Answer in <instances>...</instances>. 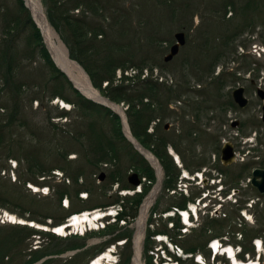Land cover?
I'll return each instance as SVG.
<instances>
[{
    "label": "rangeland",
    "instance_id": "obj_1",
    "mask_svg": "<svg viewBox=\"0 0 264 264\" xmlns=\"http://www.w3.org/2000/svg\"><path fill=\"white\" fill-rule=\"evenodd\" d=\"M41 2L47 19L51 24L48 13L50 11L49 7L52 6V4L49 0L47 2L46 0H41ZM213 2L214 0H106L104 6H108V9L106 12H103V14L108 16V21L120 18L121 21L127 20L130 22V49L136 54L137 59H140L147 54H151L150 59L155 61V63L150 61V63H147L145 67H148L149 71L154 69L156 78L161 81L162 77V82L174 90L173 99L170 100L167 106L165 105L166 100L164 98H160L159 101H156V104L158 105L156 106L158 108L156 113L160 114L156 119L159 123L158 126L162 127L165 124H169L170 127L168 130V136L170 138H173V134L179 131L182 135L189 133L188 136L190 139L185 141L183 145L179 144L178 141H176L175 144L186 154V159L188 158V155L192 153L199 156L205 155L204 159H206L202 169L204 170V168H206L202 182H199L200 180L198 179V181H194L192 173L190 174V180H183V182L188 186V192L190 194L192 192V194H195L196 196L199 195V198L196 200L198 217H193V226L188 227L187 232L181 231V235H178V232L174 228H171L172 223L170 219H166V214L160 210L155 217L156 221L154 222V228H157L156 231L164 229L166 231L163 233L165 238V234L169 235V239L171 238V235L174 237L176 236L177 243L181 247L188 246V243L194 240L196 243L201 244L207 253L209 251V241L206 245L205 241L207 237L200 235V228L205 225L206 221H208L204 214L209 205V208H213L210 216H225V209H230L232 214L235 215L231 216L229 220L220 219L221 226H224L227 231L222 238L224 242H226L225 244H234V240L237 241V239L240 238V233H237L238 236L235 238V235L232 232L233 230L240 229L245 226L248 228L264 226V223L258 225L256 217L253 214L257 208L255 207L253 210V207L248 204L249 202H252V198H255L257 202H261L260 207H263L264 199L259 200L254 196L251 197V193L245 191L246 183L248 182L247 179L242 181V184L239 186L241 190L239 191H233L230 189V184L227 183L229 177L225 174L222 177L224 183L223 189H221L222 187L219 183H217V180L213 183L214 179H211L217 174L221 165L219 160L221 153L218 154L217 147L219 144L217 146L218 142L216 141H218L219 134H222V118H224L225 123H227V128L223 127V130L225 131L224 135H222L223 139L226 138L227 140H231L232 136L238 132L237 128H230L231 121L234 119L244 120L246 127H252L248 130V133L254 134L257 132L259 136L264 137V124L261 120L262 100L257 96L255 87L253 86L250 88V92L247 94L250 99V104L243 110L228 109L227 113H219L217 109L214 110V106L213 109L211 108V110L208 111L209 113L202 112V120L197 121L195 116L197 109L194 104V101L203 100L204 102L213 105L216 102L217 96L220 98L222 96L221 99L225 101V97L231 94L234 88L240 85H249L250 78L256 81L255 85L262 86L264 88V54L259 57V55H253L250 53L254 44L257 45V48H264V0H260V6H258L260 8V18L255 19V24L253 23L251 27L249 24L244 25L246 20L243 19V16H237V18L232 21L223 20L219 16L217 17L216 15H219L216 14L217 6H212ZM19 6V0H0V57L6 55L5 57L8 59L11 53L14 54L15 52L17 55L15 62L18 64L19 80L24 83L38 85V88L41 90L42 88L44 89V58L39 52V47L36 46L31 49L29 45V42L34 40L30 37L32 29L30 24L27 22V14L24 12L19 13ZM27 9L32 20L40 30V27L35 21L31 10L28 7ZM82 11L83 9L80 7L79 9H74L73 13L79 15ZM247 14L254 16L258 13L249 9ZM17 16H19L18 26L14 22V18H17ZM229 16H231V12L228 13L227 17ZM211 23L216 25L209 27L208 25ZM15 26L17 27L15 28ZM9 27H11V29ZM13 27L15 29H13ZM52 27L59 35L60 40L65 47L69 49L63 39L66 35L60 33L53 25ZM230 28H239V32L230 43V47L227 49H225V46L223 47V49L227 51L224 52L225 57L218 63L213 74H210L208 77L203 79V81H200L199 76L196 75L197 73H195L193 69L194 66L200 63L199 60L202 54H205L204 47L206 46L204 45V42L206 37L209 36V34L212 35L215 33L217 36L212 45L214 48L218 49L223 45L221 43L222 40L217 41V38L219 39L220 36L223 35L225 29ZM177 31L186 32L187 42L181 48L179 54L171 62H164V56L169 52L170 46L176 41L174 34ZM41 35L42 43L44 44V35L42 33ZM150 36L155 37L154 41L156 42L158 40L161 41V43H156L153 49H151V53L147 51L148 49L146 46L147 38H150ZM6 50L9 53H6ZM128 51L129 49L125 47L120 52L126 57V55H128ZM7 59H4L3 62H1L0 67H5ZM258 69L260 72H258ZM3 71L4 68L2 69V72ZM223 72H229L230 75L229 77L225 75L228 77L226 78L228 83L221 91L216 89L215 83L208 85V82H212L213 79L222 75ZM41 76H43L42 79ZM237 76L241 77V79H238L236 82H232L231 78L236 79ZM35 87L36 86H34V88ZM41 94L44 95L43 92ZM177 94L181 95L179 99L174 98ZM31 96L32 94H26L23 97L21 113L22 116L25 115V118H27L28 126L19 128L16 135L18 140L15 142V148L17 143H21L24 147L23 152H25V154H31L33 159L42 162L44 159H47L52 164H56L58 158L53 155L55 150L52 147L53 145L50 143L55 142V139L52 135L48 138L46 134L42 133V128H44V131H47V117L49 115L52 116V120L54 122L59 123V129H61L62 124L66 121V118L58 117V113H60V111L57 109V104L54 103V101L49 102L48 98H46L45 107L44 103L41 107L40 100V102H38L34 99L32 103L30 102ZM176 99L181 101H177ZM59 100L62 99L59 98ZM3 103V99H0V104ZM162 103H164V109H162ZM67 104L68 107L72 106L69 103ZM208 117H212L213 120H209ZM159 118H161V121H158ZM100 123H102V126L108 134L111 135L114 126L112 118L110 116H106L100 121ZM80 125L81 123H76V126H79L80 129L85 128L84 125L82 127H80ZM192 127L196 133L190 135L189 130ZM30 132H34L37 137V139L33 142L27 141L28 135L32 136L29 134ZM47 132L50 133L49 131ZM189 141L190 145H188ZM47 143L50 144V147L47 146ZM191 143H193L194 146H192ZM116 144L119 148V155L116 159L108 162V165L106 166L103 164L100 165V167L94 171L96 174H93V177L90 176V171V175H87L90 178L89 180L86 175L83 176L85 180L89 181V183L91 181L93 182L91 185L92 194H90L89 198L85 201H81L76 196H73L72 208L78 209L83 205L93 206L99 202L108 203L110 200L117 197L116 195H118V193L115 189L117 186L116 182H119L122 185L125 183L127 175L133 171L130 157L133 154L137 155V153L129 141L120 139L116 140ZM63 145H65V143H63ZM189 147L195 148V150L191 152L189 151ZM69 149L74 150V152L68 156V159L73 162H69L70 164L63 162L61 165H68L67 167L75 168L79 158L78 153L75 150H80V147L70 146ZM260 149L261 146H258L256 151L258 152ZM175 153L177 152L175 151ZM20 154L22 155L24 153ZM13 160H15V158H13ZM182 162L185 164L186 161ZM234 165L236 164H233V166ZM115 168H120L122 172L120 176H118V180L113 182V180L110 179V172ZM191 168L194 167L191 166ZM12 169L13 166L10 158L6 159L5 156H0V264H30L36 263L39 260H42L41 264H45L48 261L51 262L50 264H57L58 259H69L74 255L70 253L71 250L75 249L70 248L71 246L77 245L80 242H84V244H86L95 240L98 241L91 243L86 249L77 253V261L74 262V264L87 263L92 258L97 256L99 252L106 250V248L114 245V243L117 244V246L116 253L113 254V258L118 260L120 258L119 254L122 255L119 264H125L124 262L126 256H123V253L126 252L129 247L132 250L131 252L134 253L136 228L135 226H132L131 223L138 218L140 209L137 217H128L129 221L127 225L120 226L122 225L121 223L114 225L116 226L114 231L89 230L88 232L90 233H88L84 238H79L78 236L60 238L59 236H55L51 231L44 232L31 227L28 224L21 225L9 221V219H7V213L15 215L17 218H21L23 220L27 219V222L28 220H32L30 219V216H34L33 220L37 223V225L40 224L39 227L41 228H44V221L57 223L60 221L57 219H59L65 212L63 209L64 203L62 200L60 202V190L68 184L70 193L74 195V185L71 181L69 182L68 180H65L67 173L61 168H56L52 172L48 173L45 180L43 179L44 177L37 175L35 178L36 182L35 180L29 181L32 179L29 178V172L26 164H19L18 161L17 167L14 170ZM237 169L235 166L233 167V170L238 171ZM55 172H58L59 175ZM101 172H105L106 178L102 182H99L98 180L95 182V176L99 175ZM13 173L15 176H13ZM63 173L66 174L63 175ZM16 176L17 179H15ZM220 176L221 175H219V177ZM204 179H206V181H204ZM81 181L82 180H80V182ZM150 182V184L149 181L147 182L148 186H150L149 189H151L156 181L154 180ZM179 182L180 179L178 180V184ZM225 182L229 184V186H226ZM30 183H33V186H37L34 189H31L28 187L31 186ZM198 183L200 185H197ZM44 187H49L48 194H45L47 189ZM236 187L238 188V185ZM203 191L209 193V195L200 202V198L204 197ZM175 195L180 196L179 193H176ZM166 198H171L170 193L166 195ZM236 199L245 202L247 201L245 207L241 209L239 214L236 212L239 207L235 204ZM205 200V204H208V207L206 208L203 207V202ZM109 206L112 207L114 205ZM105 207L108 208L107 206ZM201 207L202 209L200 210ZM102 208L105 209L104 207ZM6 211L7 213H5ZM246 211L247 216L245 217L243 213ZM51 216L54 221L52 219H48V217ZM149 216L150 211L147 220ZM249 217H251V219H249ZM166 223L167 226H165ZM49 226L50 228L52 227L51 224H49ZM147 226L148 224L146 221L144 241L146 240L145 237H147ZM50 228L49 230H51ZM125 233H129L131 236L129 237L127 235L122 237ZM261 234L262 237L260 238L264 240V232ZM121 238L129 239L127 246L125 244L126 240H120ZM153 238V245L155 247L153 251H149L150 254H153V252L157 251V248L163 246L166 253L172 255L174 258L173 253L170 254V249L164 242H159L155 237ZM144 241L142 262L143 264H147V256L149 254L144 250ZM119 242H123L124 245H118ZM234 247L236 250L239 249V246ZM46 256H50L51 258L44 261V257ZM245 257L246 260H257L256 249L255 257L252 255L250 256L248 253ZM160 258L161 255L157 259V254H154L153 257H151L154 262L153 264H158V260H160ZM208 260L210 264H232L226 254H222L217 258H214L212 250ZM183 262V264H195V259L193 258V260H191L190 258ZM103 264H105V262ZM129 264H132V257ZM260 264H264V255L260 259Z\"/></svg>",
    "mask_w": 264,
    "mask_h": 264
},
{
    "label": "trees",
    "instance_id": "obj_2",
    "mask_svg": "<svg viewBox=\"0 0 264 264\" xmlns=\"http://www.w3.org/2000/svg\"><path fill=\"white\" fill-rule=\"evenodd\" d=\"M47 1L48 0H46V2ZM49 2L52 4V6L49 7V20L60 33L66 35L63 39L69 48L70 56L82 64L89 74L93 85L99 89L103 95L107 96L112 101L124 104L133 135L159 158L163 166L165 172L163 189L153 207V212L158 210L167 211L173 207L186 209L188 201L192 200L193 197L190 198L185 195H171V198H166L168 192L176 187V183L180 175V169L175 164L173 157L168 153V145L170 143L178 149L175 144L176 141L168 136L169 132L165 130L164 126L159 127L157 124L154 126L153 132L149 131L153 121H155L158 118L157 116L160 115L156 113L158 109L156 107L158 106L156 101H159L160 98H164L166 100L165 105L167 106L170 100L173 99L174 90L171 87L151 78L143 79L141 77V73L139 72L143 70L147 63H150V61L153 60L150 59L151 54H147L144 57L137 59L136 54L130 49V22L127 20L121 21L120 18L108 21V16L103 14V12H106L108 9V6H104L106 0H49ZM19 3V13L24 12L27 14V22L30 24L32 29L30 37L34 40L29 42V45L31 49L36 46L39 47V52L44 58V89L42 88L40 90L38 85L24 83L19 80L18 64L15 62L17 55L15 52L14 54L10 52L11 55L8 59L5 57L6 55L0 57V64L4 59H7L5 67H0V99H3L4 101L3 104H0V156H5L6 159L15 158L19 161V164H26L29 172V178L32 179L31 181L35 180V182L37 175L44 177L45 180L48 173L52 172L56 168H61L67 173L64 174H66V177L70 179L71 183L74 185V195L70 193V189L68 188L69 185L67 184L62 190H60V201L67 195L70 197L71 202H73V196L79 198V193L81 191H88L92 194L91 185L93 182L91 181L89 183L88 180L90 178L87 176L90 175V171V176L93 177L92 175L96 174L94 171L98 169L100 165L113 161L117 158L119 155V148L116 144V140H128L122 132L119 116L113 113V111L109 108L85 97L73 86L67 76L56 66L45 44L42 43L41 32L32 20L23 0H19ZM259 3L260 0H214L212 6H217L216 14H219L216 15L217 17L219 16L223 20L232 21L237 18V16H243V19L246 20L244 25L249 24L251 27L253 23L255 24V19L260 18V8L258 7L260 6ZM80 7L83 9L82 13L79 15L74 14L73 10L79 9ZM249 9L256 11L258 14H255L254 16L248 15L247 12ZM229 12H231V16L233 14L232 17H227ZM14 22L18 26L19 16L14 18ZM215 25L216 24L211 23L208 26L210 27ZM17 26H15V28ZM9 28L11 29V27ZM15 28L13 27V29ZM239 28L225 29L223 35H221L219 39L217 38V41L222 40L221 43L223 45L218 49L214 48L212 45L215 42L217 35L213 33L212 35L209 34V36L206 37L204 42V45L206 46L204 47L205 54H202L199 60L200 63L194 66L193 69V71L197 73L196 75L199 76L200 81H203V79L215 72L218 63L225 57L224 52H227L225 49L230 47L229 45L234 40L235 35L239 32ZM154 39L155 37L152 36L147 38L146 46L149 53H151V49H153L156 43H161L160 40L156 42ZM224 46L225 49H223ZM125 47L129 49L126 57L120 52ZM7 52L8 51L6 50V53ZM153 62L155 63V61ZM131 67H136L140 71L131 76L126 75L124 71ZM3 68L4 71L2 72ZM118 68H123L121 78L117 77ZM225 75L229 77L230 73L223 72L222 75L213 79L212 82H208V85L215 83L216 89L221 91L228 83V80L226 79L228 77ZM42 77L43 76H41V79ZM235 80L236 79L231 78L232 82H235ZM34 86L36 87L34 88ZM42 92L44 95L41 94ZM26 94H32L30 98L31 103L34 99L38 102L41 101V107L43 106V103L45 107L46 98H48V101L51 102L56 97H60L73 106L70 110L60 108L58 105L56 106L60 111V113H58V117L66 118V121L62 124L61 129H59V123L52 120L51 115L47 117L48 124L46 126L47 131L50 133L44 131V128H42V133L46 134L48 138L52 135L55 139V142L50 143L53 145L52 147L55 150L53 155L58 158L56 164H52L47 159H44V163L33 159L31 154H25V152H23L24 147L21 143H17L15 148V142L18 140L16 135L19 128L28 126L27 118H25V115L22 116L21 113L23 97ZM180 97L181 95L177 94L174 98ZM221 98L217 96L216 102L213 104L215 105L214 110L222 108L226 112L229 108L236 107L231 94L225 97V101ZM194 104L196 105L198 112V114L197 112L195 114L198 120L202 118L201 113L203 111L209 113L208 111L211 110V108L213 109L212 105L204 102L203 100L194 101ZM162 109H164V103H162ZM106 116H110L114 123L111 135L108 134L102 126V123H100V121ZM211 119L212 117H209V120ZM78 122L81 123L80 127L84 125L85 128L80 129L79 126H76V123ZM193 133L194 131H191L190 135ZM29 134L32 136H26L28 142H33L37 139L34 132H30ZM184 139L185 138L182 137L179 140L180 143H182ZM63 143H65V145H63ZM47 146L50 147V144L47 143ZM70 146L80 147V150H75L79 156L75 168L67 167L68 165H61L63 162H67L68 164H70L69 162H73L68 159V156L74 152L73 149H69ZM193 150H195V148L189 147V151L192 152ZM20 153L24 154L21 155ZM136 153L137 155L133 154L130 157L132 169L139 172L141 176H145L148 180L154 181L156 179L154 169L142 155H140L137 151ZM181 156L186 161V167H194L191 168L192 171L201 168L206 161V159H204L205 155L199 156L192 153L187 159L184 155ZM247 168L248 166L246 165L242 168L241 172L244 173ZM121 172L120 168L111 170L110 179L113 180V182L117 181ZM84 175H86L88 180L84 179ZM80 179H83V181L80 182ZM94 180L96 182L97 178ZM122 186L129 187L126 179ZM248 188L249 189L247 190L251 192L257 191L250 185ZM148 189L149 187L145 185L143 193L127 197L126 201H124L125 210L119 217L121 218L128 214L135 217L139 205L141 204ZM119 201L120 197L117 196L108 203L99 202L93 206L83 205L78 209H64V214H62V216L57 220L62 221L67 215L75 210L80 211L86 208L92 209L98 206L117 203ZM244 203L245 201L240 202L241 207L245 205ZM255 206L257 208L255 210L257 223L258 225L263 224L264 206L260 207V202H258ZM225 213L226 216H231L230 210H227ZM30 217L34 219V216ZM226 219L229 220L230 218ZM173 220L177 228L182 227L179 216L177 219L173 218ZM207 220L208 221H206L205 225L200 228V235H204L206 237H222L225 235V232L227 231L224 226H221V220L219 218H207ZM115 228L116 226H109L107 230L114 231ZM239 231L243 238L239 241L234 240V243L242 245L244 251L240 256L244 258L245 253L250 252L254 254L252 239L261 235L264 231V226H258L255 228H248L245 226L240 229L233 230L232 232L235 234ZM153 233L154 232L149 228L145 247L146 253H148L149 249L153 247L152 240L150 239V236ZM127 235L129 237L131 236L129 233H125L122 237ZM83 245L84 242H80L70 248H77ZM184 248L186 251L193 253L198 250L204 251L203 246L196 243L194 240L188 243V246H184ZM131 251L132 250L129 247L127 251L123 253V256H126L124 262L125 264L130 263L132 256ZM147 258V264H153L151 256L148 255ZM76 261L77 255L70 259H58L57 264H74ZM50 263L51 262L48 261L45 264ZM83 264H86V262Z\"/></svg>",
    "mask_w": 264,
    "mask_h": 264
},
{
    "label": "bare ground",
    "instance_id": "obj_3",
    "mask_svg": "<svg viewBox=\"0 0 264 264\" xmlns=\"http://www.w3.org/2000/svg\"><path fill=\"white\" fill-rule=\"evenodd\" d=\"M24 1L26 2L29 9L31 10L35 21L41 27L43 34H44L46 44L49 47L52 55L54 56V59L56 63L58 64V66L63 71H65V73L68 74V76L74 81V83L78 87L81 88V90L86 95L109 104L112 108L115 109V111H117L118 113L124 116V111L121 108V106L110 102L106 98H103L100 91L96 89L91 83L90 78L88 74L86 73V71L83 69V67L76 60L71 58L68 49L62 43L59 35L56 33L55 29L49 23L41 0H24ZM125 129H126L127 135L133 140L134 138L126 122H125ZM138 146L141 149V151L144 153V155H146V157L150 160V162L156 168L158 177L162 178L163 169H162L160 162L155 157V155L149 150L141 147L140 145ZM158 191H159L158 186H155L152 189V191L147 195L146 199L144 200L141 206L139 217L137 218L135 222L136 233H135L134 264H143L142 262V242L144 238V228H145L146 217H147L148 211L154 199L156 198L158 194ZM99 214L100 213L98 212H93V213L86 212L80 215H76L74 218H72V222L69 224V226L81 227L83 230H85L86 227L87 228L95 227L96 219L101 216ZM67 226L68 224L59 225V228H57L56 230L60 233L61 232L64 233L66 231ZM214 247H217V245L215 244ZM223 248L225 252L228 251L230 254H233L234 249L231 246L226 245V246H223ZM219 250H221V247L219 248ZM98 256L100 257H98L95 260L94 264H101L102 261L110 257V253L109 251H105ZM236 262L240 264H243V263L246 264L249 262V260L241 261L236 258Z\"/></svg>",
    "mask_w": 264,
    "mask_h": 264
},
{
    "label": "flooded vegetation",
    "instance_id": "obj_4",
    "mask_svg": "<svg viewBox=\"0 0 264 264\" xmlns=\"http://www.w3.org/2000/svg\"><path fill=\"white\" fill-rule=\"evenodd\" d=\"M236 79L240 80L241 77L237 76ZM249 82H250L249 85L248 84L241 85L244 87L245 95L248 97L247 94H248V92H250V88L254 86L256 94L259 97V89L264 91V88L262 86L255 85L256 81L252 78H250ZM239 83H240V81H239ZM179 101H181V100H179ZM249 102H250V99H249ZM234 108H235L234 110L245 109V108H239L238 109L237 107H234ZM220 110L223 113V109L221 108ZM219 113H221V112L219 111ZM236 121H237V124L235 126L232 124V121H231L230 128L231 129L237 128L238 132H236L234 134V136H232L231 140H227L226 138L223 139V137H222V135H224V133H225V131L223 130V127L227 128L226 127L227 123H225L224 118H222L221 119V133L222 134H219L218 141H216V142H218L217 146L219 144L218 154L221 153L222 146L225 142L229 141L233 145V149H234V152L236 155V160L231 165H224V163L222 162L221 155H220L219 160L221 163V167H220V169H218L219 171H221L222 175L225 174L226 176L229 177V180H227L228 183H233V184H239L241 177L242 176L244 177V175L247 176L249 174L251 176L252 171L256 167L264 168V151H263V149H264V137L259 136V134L257 132L254 133V136H253V134L248 133V130L251 129L252 127H250V126L246 127V123L244 122V120L235 119V122ZM188 135H189V133H186V138L189 139ZM182 137H183V135L180 133V131L173 134V138L176 141L181 139ZM251 137H253V139L255 141H257V143L262 147V150L258 151V152L255 151L254 153H251V154H247V151H249V150L246 149V141L250 140ZM233 164H236V165H234L236 167V169L239 167L237 169L238 171L233 170V167H234ZM246 165L248 166V168L245 170L244 173L241 172L240 167H243V166L245 167ZM250 176L247 179L250 180ZM236 179H238V180L235 182ZM238 191H239V189H238Z\"/></svg>",
    "mask_w": 264,
    "mask_h": 264
},
{
    "label": "water",
    "instance_id": "obj_5",
    "mask_svg": "<svg viewBox=\"0 0 264 264\" xmlns=\"http://www.w3.org/2000/svg\"><path fill=\"white\" fill-rule=\"evenodd\" d=\"M175 37L177 39V41L171 46L170 48V51L169 53L164 57V60L165 61H171L180 51V48L182 46H184L186 44V33L184 31H178L175 33ZM47 46V44H46ZM53 60L55 61L54 59V56L52 55L49 47L47 46ZM58 66V65H57ZM63 71V70H62ZM65 73V71H63ZM68 75V74H67ZM69 77V76H68ZM69 79L72 81L74 87H76L78 90H80V92L82 94H84L86 97L100 103V104H103L105 106H108L110 107L114 112H116L114 110V108H112L109 104L103 102V101H100L98 99H95L93 97H90L88 95H86L80 87H78L74 81L69 77ZM91 81V80H90ZM232 95H233V98L235 100V102L242 108L246 107L249 103V100L248 98L245 96L244 94V87H237L233 90L232 92ZM259 95L261 96L262 99H264V91L259 89ZM103 98H106L107 100H109L110 102L114 103V104H117L113 101H111L109 98L105 97V96H102ZM119 105V104H117ZM120 118H121V121H122V129H123V132L125 134V136L134 144L135 148L143 154V152L141 151V149L139 148L138 145H140L141 147L145 148L133 135V140L127 135L126 133V129H125V122L127 123V125L129 126L128 124V121H127V117L126 115L125 116H122L120 113L116 112ZM262 120L264 122V104H263V115H262ZM237 124V121L233 123V125L235 126ZM169 125L167 124L166 125V128H168ZM129 130H130V127H128ZM131 132V130H130ZM132 134V133H131ZM146 149V148H145ZM235 160V154H234V149H233V145L230 143V142H227L224 144L223 148H222V161L225 165H228L230 163H232L233 161ZM106 177V174L104 172H102L99 176V180L100 181H103ZM142 182V178L140 177L139 173L138 172H131L128 176V183L133 185V186H137L139 184H141ZM252 185L255 186L256 188H258V190L261 192V193H264V169L262 168H256L254 171H253V177H252ZM155 186H158V190H160L162 188V178H159L157 177V182L155 184Z\"/></svg>",
    "mask_w": 264,
    "mask_h": 264
},
{
    "label": "snow or ice",
    "instance_id": "obj_6",
    "mask_svg": "<svg viewBox=\"0 0 264 264\" xmlns=\"http://www.w3.org/2000/svg\"><path fill=\"white\" fill-rule=\"evenodd\" d=\"M249 219H251V217H249Z\"/></svg>",
    "mask_w": 264,
    "mask_h": 264
}]
</instances>
